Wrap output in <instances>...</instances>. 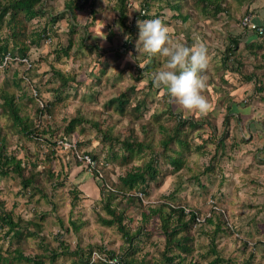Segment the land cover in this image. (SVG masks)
Here are the masks:
<instances>
[{"label":"rangeland","instance_id":"374dc122","mask_svg":"<svg viewBox=\"0 0 264 264\" xmlns=\"http://www.w3.org/2000/svg\"><path fill=\"white\" fill-rule=\"evenodd\" d=\"M67 1L43 0L47 14L31 22L23 20L25 40L30 45L28 51L29 61L25 62L24 59L12 58L11 55L7 56V63L4 66L8 69L3 70L0 68V93L7 91L10 94H15L16 97H21L18 102L25 106L24 111L21 113L22 116L27 112L29 118L36 122V109L44 106L45 102L53 97V92L50 89L58 85L52 82L54 70H61L77 78L75 84H73L75 87L66 91L69 97L65 102L66 106L56 117L57 123L47 121L42 123L44 128L50 125L51 130L55 127L61 129L65 125L63 121L65 117L70 119L75 117L77 113H82L90 120L99 121L103 131L108 133L110 131L114 137L121 134L120 140L128 137L132 128L137 133L139 141L143 140L145 136L137 124V113L128 110L125 114L120 115L114 108H105V106L111 98L135 86L139 92H151V97L146 96L150 109L144 114L147 120L154 114L156 105L166 107V99L161 97L159 92L155 96L151 90L145 87L147 83L145 80L146 72L143 70L138 72L139 67L141 69L144 67L151 68L154 65L159 69L162 67L163 61L158 57H156V62H154V59H145V53L137 52L135 45L138 38L132 40V42H135L134 47H130L129 50L123 48L127 41L125 36L129 37V34L118 24L119 20L114 12V0L93 1V6L88 5L84 12H77L75 20L81 27H85L86 24L89 25V33L94 36L90 39L91 43L99 42V48L113 51L107 54L101 51L91 52L89 47L91 43L87 41L84 46H80V43L75 42L76 45L72 48L70 56L61 53L57 55L56 50L66 47L69 38H74L76 41L77 36H81L79 32H76L74 36L70 35L68 13H65ZM227 1L232 10L231 18H226L225 12L214 18L193 11L194 15L191 22L184 23L177 17L174 10L165 6V0H149L148 12L147 10H143L144 12L141 10L145 0H128L130 11L136 13V15H134V12L130 15L129 24H134L138 29L137 21L143 20V18H136V16L139 11H142L141 15L146 11V14L151 17L148 19L153 17L163 19L171 29L173 38H180L186 46H192L190 42H187L188 38L193 41L198 38L202 39L207 43L211 56L208 72L216 74L214 66L221 64V53L226 49L227 37L232 34L240 35L243 33V29L237 26L238 20L241 21L245 14H254L255 12L264 15V8L258 10L260 7H264V0H260L253 13L247 10V6H249V3L254 4L255 0L251 2L246 0L238 12L236 10L237 3H234L233 0ZM160 7H164L163 10ZM93 11L95 12V20L92 18ZM60 14H64V18L52 23L51 17H58ZM225 22L228 23L226 26ZM3 28L2 32L5 35L11 33L8 26L5 25ZM111 28H113L115 34L112 39L113 48L107 46L108 42L105 40V36L109 34ZM41 30H45L46 33L43 35L40 45L31 44L30 41L34 33ZM19 39L23 40L22 37H19ZM15 48L14 43L10 44L12 52H16ZM77 48H80L82 53L76 55ZM132 53L136 54L135 58ZM237 55L245 58L244 68L247 73L255 71V62L261 65L264 64L263 59L258 60L250 56L243 45L240 46ZM140 61L141 63H138ZM232 63L231 61L229 65L231 66ZM261 72L263 73V71ZM138 77H142L143 80L136 81ZM211 82V78L208 79L207 87L203 93L211 105L206 114L187 112L174 103V116L170 114L165 115V118L160 116L159 119L153 122L151 129L155 132L154 141L158 143L157 141L162 136L159 134V125H164L168 132L175 122L180 119V116L182 119H191L204 124V129L196 134V138H193L196 145L205 144L209 139H213L214 144L204 146L205 151L202 153L205 155L184 153L183 167L176 173L170 165L162 162L164 157L160 158L156 165L160 167L161 173L151 182L148 195L143 196L144 203L146 205L149 203L160 205L163 202H170L169 204L174 206L188 205L187 207L197 209L202 217L208 215L212 209L222 210L225 215L224 228L232 231L220 233L216 237L223 258L226 260L230 258L236 264H239L250 259V252H252L255 254L253 264H264V208L249 205L254 199L246 191L239 190L237 192L238 189L235 192L231 191L235 184L238 185V188L243 189L248 187V184L253 185V182L256 186L263 187V173H254L252 176L250 172L247 174L246 171H237L240 170L239 167L234 166L231 168V165L238 163L235 162V159L231 160L235 157V152L228 149L226 154L219 155L220 159L215 161L217 163L220 160L221 166L224 167L223 182L220 184L218 180L220 176L212 175L208 177L207 175L206 177L203 174L205 167L211 163L212 153L215 152L217 141L226 138L225 136H230V134L236 136L237 139L242 136L248 137V122L264 121V94H251L248 98L247 95L242 97L238 95L235 97L240 100L237 103L233 98L237 107L235 108L233 107L234 104L232 105L231 111L235 113L232 115V119H229V122L226 120L228 126L225 128L224 121L228 113L227 106L232 103H225L227 105L225 106L222 102L231 90L229 86L223 85L218 77L215 82L217 89H219L218 92L212 88ZM233 83H237V80H234ZM38 87H41L40 95L42 94V98L32 101L31 98H35L36 94L39 95ZM25 94L27 95L25 96ZM244 103L246 104L244 105ZM132 104L134 105L135 102ZM159 108L162 109V107ZM167 113L169 112L167 111ZM209 123L216 124V132H213ZM9 124L10 121H8L7 116L1 114L0 130L5 129L7 132L6 150L10 153L14 152L26 165L30 163L37 164L36 172L41 173L38 175L44 188V195H47V198L30 188L24 189L21 179L15 174L0 176V200L4 202L5 210L12 214L14 222L19 224L16 231L11 232L9 235L6 234L8 228L0 224V254L6 258H11L12 255H16L15 253L18 250H21L24 256H43L46 264L51 263L50 257L53 252L62 255L56 259L55 264H72L78 259V256L74 254L77 249L82 250L83 258H88L92 253H94L93 257L100 254L101 257L105 258L104 254L98 252L101 248L106 251H114L121 256V251L123 253L130 246L125 243L116 227H106L99 223V216H109L104 210L102 192L97 186L100 182L94 180L90 168L91 166L99 168L109 186L117 187L120 184V177L128 168L145 165L148 161L147 158H136L133 163L118 166L117 159L106 155L108 150L106 139H104L105 141L100 140L101 136L94 129H89L85 133L77 131L71 135H62L56 132L52 138L47 134L41 141L35 142V140L12 132L8 128ZM46 139L55 143V146L48 145ZM62 140L70 142H66L67 144L62 146L59 144ZM113 142L115 143V151L118 152L122 145L119 142ZM71 143H76V151L74 148H69ZM245 146L246 143L241 144L240 148L242 149ZM85 153L91 158L97 157L98 162L92 161V165L87 167L89 164L78 158V155L82 156ZM231 170H234V173L229 175L228 172ZM243 173V180L240 184H243L244 179L246 183L239 186L237 181L240 180L239 176H242ZM196 178H199L198 181ZM60 183H63L64 186H59ZM109 186L107 189L110 188ZM224 187L229 191L224 192L223 195L226 198L223 199L220 191ZM121 198L122 196H119L114 199L112 204H115ZM133 211L128 212L132 222L126 223L132 231L141 229V235L134 242L137 250L144 254L153 252L156 259L160 258L165 244V237L160 230L161 223L155 219L143 225L140 212L138 213L137 209ZM255 211L258 213L259 220H252L247 223L249 216L255 219ZM198 228L194 226L192 230L196 237L195 245L197 247L193 255L196 257L198 264H208L207 262L211 261L212 256L207 259H203L202 256H205L209 249L210 237L196 233L195 231ZM202 229L211 233L214 230V225L209 226L207 224ZM244 241L248 242L249 246L247 248H244ZM261 242L263 244H260ZM157 246L160 250H157L159 249ZM11 262L12 264H27L25 260L22 262L12 260Z\"/></svg>","mask_w":264,"mask_h":264},{"label":"trees","instance_id":"16d2710c","mask_svg":"<svg viewBox=\"0 0 264 264\" xmlns=\"http://www.w3.org/2000/svg\"><path fill=\"white\" fill-rule=\"evenodd\" d=\"M95 0H68L66 3V12L68 13V27L70 35L74 36L76 32L80 33V37L77 36V40L74 38H69L68 45L66 47H61L57 49L56 53L63 54L65 56H70L72 48L76 45L75 42L80 43V46H84L85 42H90V39L94 37L89 33L88 24L85 27H81L75 20L77 18V12H84L88 5L93 6ZM234 3H237V12L245 4L246 0H233ZM252 0H250L251 2ZM254 1V0H253ZM114 12L117 14L119 25L121 28L129 34V39L124 44L123 48L129 50L130 47H134L135 42H132L135 38H138L139 29H136L135 25L130 23V15L134 11H130V5L128 0H114ZM260 0H255L254 4L247 6V10L250 13L255 12V7L259 4ZM165 6L174 10L177 13V17L185 22H188L193 19L194 15L192 12L196 11L198 14L210 15L216 18L220 13L225 12L226 18L232 17L231 6H228L227 0H165ZM225 6V7H224ZM141 10H147L149 7V0H145L142 5ZM164 7H160L163 10ZM264 7H260L258 10H263ZM142 11H139L136 18L148 19L151 18L146 14V11L143 15ZM144 12V11H143ZM248 13V12H247ZM47 14L44 9L43 0H0V68L3 70L8 69L6 66L7 56L11 55L13 57H18L20 60L28 59L30 50V45L26 43L25 36V22H31L34 19L44 17ZM134 15L136 13L134 12ZM253 15V21L259 26L264 27V15L255 12ZM64 14H60L58 17H51L52 23L64 18ZM162 16V15H159ZM92 18L95 20V12H92ZM155 18V17H153ZM152 18V19H153ZM222 19V18H221ZM24 20V21H23ZM134 23V22H133ZM228 23L225 22V26ZM237 26H240V19L237 22ZM8 26L11 30V33L5 35L3 31L4 26ZM13 26V27H12ZM17 26V27H15ZM224 26V27H225ZM45 31V30H44ZM44 31H36L32 36L30 41L31 44L40 45L43 35L46 33ZM89 34V35H88ZM19 37H22L23 40H20ZM113 37H115L114 30L111 28L109 34L105 36L109 47L113 48L112 42ZM226 49L221 53V64H216L214 70L216 74L207 73L208 79L211 78L212 88L217 89L215 82L217 77L220 82L229 86L230 93L224 101L222 102L225 106V103H232L227 106L228 113L224 121L225 128L226 120L229 122V119H232V105L237 107V101L239 98L236 96H244L254 94H264V64H258L255 62V71L247 73L245 67V58H242L237 55L241 45L247 50L250 56H253L254 59H263L264 60V36L260 35L255 30L243 29V33L240 35H230L227 37ZM187 42L193 44L191 38L187 39ZM15 44V51L12 52L10 49V44ZM27 45H25V44ZM91 43V42H90ZM99 42L91 43L90 51L109 53L113 50H107L105 48H99ZM82 53L80 48L76 49L75 54L78 55ZM135 58V53H132ZM145 59L152 60L156 62V57H149L145 55ZM233 62L230 66L229 63ZM23 62V61H21ZM24 63V62H23ZM22 63V64H23ZM138 63H141L138 62ZM31 64V63H30ZM155 64V63H154ZM34 69V68H33ZM141 70L145 71L146 85L149 90H151L155 96L158 94L166 99L167 105H156L152 119L148 120L144 117L145 112L149 111V104L146 100V96L151 97V92H139L135 86L130 87L126 91L119 93L117 96L111 98L107 103L105 108H114L117 112L125 114L128 110L130 112L137 113V124L140 126L141 131L144 133L145 138L139 141V137L135 130L130 129L131 134L126 137L124 140H120L121 134L118 137H114L110 131L105 132L102 129L101 123L99 121H93L87 118L86 115L82 113H77L75 117L68 119L65 117L63 119L65 125L61 129L55 127L51 130L50 125L44 128L42 123L51 121L57 123V115L60 114L62 109L66 106L65 102L68 99L69 95L66 94V91L74 88L77 78L70 74H66L61 70H54V78L52 82L58 84L57 87L51 88L53 92V97L45 102V105L36 109V118L38 121L34 122L33 119H30L28 113L26 112L22 116V112L25 109V106L18 102L21 97H16L15 94H10L7 91H2L0 93V115L7 116L10 124L8 128L16 133L21 134L22 136L35 140L39 142L44 136L49 134L50 137L58 132L62 135H71L77 131L80 133H85L89 129H94L98 135L101 136L100 140L106 139L108 144V150L106 155L111 158L117 159L118 166H123L127 163H133L134 159L138 158H147L145 165H137L128 168L123 176L120 177V184L117 187H110L106 178L102 175L99 168L92 167L90 172L94 176L95 181H99L98 187L101 190L102 204L104 205V210L109 217L99 216L98 221L103 226L106 227H116L118 232L122 235V238L125 240V243H128V247L124 252L121 251V256L116 254L114 251H106L101 248L98 252L105 255V261L95 260L93 254L88 258H83L82 250L77 249L75 251V256H78V259L72 264H108L115 258H119L120 264H198L196 257L193 255L197 249L195 245V235L192 233V230L196 224V219L200 216V212L197 209H192L187 207L188 205H178L174 206L169 204L170 202H163L160 205H152L149 203L146 205L144 203V197L148 195L149 189L151 187V182L155 180L160 172V167L158 164L160 158H163V163L170 165L174 172H179L182 169L184 164V153L187 154H197L205 155L202 152L205 151V145H213L215 141L209 139L205 144L196 145L194 142V137L196 134L204 129V124H200L191 119H182L180 116L178 121L175 122L174 126L170 131L167 132V128L164 125H159V134L161 138L156 143L154 141L155 132L152 131L151 127L153 122L160 118V116L165 118V115L170 114L174 116V102H172L163 90L156 89L152 83L151 76L158 70L154 65L153 67H144L141 69L139 67L138 72ZM243 70V71H242ZM263 71V73L261 72ZM238 73V74H237ZM237 74V75H236ZM142 77H138L136 81L143 80ZM234 80H237V83H233ZM216 87V88H215ZM39 95L36 94L35 98H31L32 101H35L39 98H42L41 87H38ZM150 92V93H149ZM235 93V94H234ZM209 95L211 93H208ZM234 94V95H233ZM27 94H25L26 96ZM40 96V97H39ZM234 96V97H233ZM233 98L236 103H234ZM135 102L133 105L132 103ZM152 103V102H151ZM246 103H244L245 105ZM159 107H162L159 108ZM168 108V109H166ZM234 108V109H235ZM169 113H167V111ZM81 112V111H78ZM231 112V113H230ZM231 115V118H230ZM176 118V117H174ZM213 132L217 131V126L214 123H209ZM42 127V128H41ZM3 129V128H1ZM110 130V129H109ZM84 131V132H83ZM230 132V131H229ZM7 132L5 129L0 130V176H9L10 174H15L21 179V184L24 189L30 188L31 190L37 191L42 194L44 198H47V195H44V188L42 186L39 175L41 173L36 172L37 164L30 163L27 164L18 158V156L13 152L10 153L6 150L7 147ZM57 134V135H58ZM215 135V134H214ZM151 136V137H150ZM232 136V137H231ZM226 138H221L216 142L215 152L212 153L211 163L205 167L203 174L212 176H220L218 179L220 183L223 182V168L221 166L219 155L222 156L226 154V150L231 149L233 152H238L241 148V144L247 143V140L244 137L235 138L236 136L231 135L225 136ZM50 139V138H49ZM113 141L119 142L121 148L118 149V152L115 150V143ZM194 142V144H193ZM46 143L52 147L55 146V143H52L50 140L46 139ZM78 144V143H77ZM39 145H41L39 143ZM195 145V146H194ZM80 146V144H78ZM229 147V148H228ZM211 151L210 149H208ZM212 152V151H211ZM121 153V154H119ZM220 153V154H219ZM84 155H87L86 153ZM89 156V155H88ZM90 157V156H89ZM91 158V157H90ZM92 161L97 163V157L91 158ZM232 159V158H231ZM222 160V158H221ZM97 161V162H96ZM215 167V169H214ZM199 178H196L198 181ZM97 184V183H96ZM205 185V184H203ZM216 185V184H215ZM63 187V183H60ZM110 187L107 189V187ZM206 186V185H205ZM140 194L142 196H140ZM122 196V198L117 201L115 204L113 200ZM187 208L191 209V214L187 215L185 210ZM137 209L138 213L140 212L142 224L146 225L151 220H157L161 223V232L165 237L164 249L161 251L160 258L156 259L152 253H142L137 250L134 242L137 240V237L141 235V229L138 231H132L126 222H132V218L129 217L128 212H134L133 210ZM211 216L206 219L204 226L196 229V233L202 235H207L210 237L209 249L207 250L205 256H202L203 259H207L209 256H212L211 261L207 262L208 264H236L232 259H225L219 251L216 237L223 232H232L229 229L224 228V212L222 210L212 209ZM0 224L6 226L8 231L6 234L15 232L19 227L18 223H15L12 217V214L5 210L4 202L0 200ZM74 224V223H73ZM214 225V230L209 233L202 228H205L206 225ZM75 225V224H74ZM39 227V225H37ZM197 227V226H196ZM30 236V235H29ZM244 248L248 247V242H243ZM260 244H263L262 242ZM159 248V246H157ZM157 250H160L157 249ZM15 256L4 257L0 254V264H12V260L22 262L25 260L27 264H46L44 257H28L24 256L21 250H18ZM62 256L58 252H53L50 257V264H55V261L58 257ZM250 259L244 260L239 264H253L255 259V254L250 252ZM122 259V260H121ZM18 263V262H17ZM19 264V263H18Z\"/></svg>","mask_w":264,"mask_h":264},{"label":"clouds","instance_id":"9594fccd","mask_svg":"<svg viewBox=\"0 0 264 264\" xmlns=\"http://www.w3.org/2000/svg\"><path fill=\"white\" fill-rule=\"evenodd\" d=\"M137 26L136 51L163 61L162 67L151 76L154 87L165 91L181 109L206 114L211 107L203 94L211 62L207 43L198 38L191 47L186 46L180 38H173L171 29L161 18L141 19Z\"/></svg>","mask_w":264,"mask_h":264},{"label":"crops","instance_id":"0c3cea01","mask_svg":"<svg viewBox=\"0 0 264 264\" xmlns=\"http://www.w3.org/2000/svg\"><path fill=\"white\" fill-rule=\"evenodd\" d=\"M248 124H249L248 125L249 128L247 129L248 137L242 136L247 140L246 146L242 147V149H240L238 152L234 154L235 157H233V159L231 160L235 159V162L238 164L234 163L233 165H231V168H233L234 166L239 167L240 170L237 171H241V172L246 171L247 174L250 172L251 173L250 175L252 176L254 175V173H260V172H262L264 175V121H249ZM233 173L234 170L228 172L229 175ZM243 176L244 173L242 176H239L240 180L237 181L239 186H243L246 183L244 179V182H242L243 184L242 185L240 184V182L243 180ZM252 184L253 185L248 184V187H245L244 189L241 187L238 188V185L235 184V186L231 188V191L235 192L237 189H238L237 192L239 190L246 191V193H249L252 199H254L252 203H249V205H254L256 207L264 208V185L263 187H260V186H256L254 182ZM225 191H229V190H226V188L224 187V189L221 190L220 192L223 195ZM224 198H226L225 195H223V199ZM257 214H258L257 211H255V215H254L255 219H252V217L249 216V218L247 219V223L252 220H259V216ZM263 218H264V214H263Z\"/></svg>","mask_w":264,"mask_h":264},{"label":"built area","instance_id":"2783aa9c","mask_svg":"<svg viewBox=\"0 0 264 264\" xmlns=\"http://www.w3.org/2000/svg\"><path fill=\"white\" fill-rule=\"evenodd\" d=\"M240 27H241V29L255 30V31H257L260 35L264 36V27H259V26L253 21V16H252L251 14H247V15H245V16L242 17V19H241V21H240ZM25 62H28V60L25 59ZM66 142H70V141L62 140V141L59 142V144H61L62 146H64V144H67ZM65 148H66V147H65ZM69 148H74L75 151H76V148H77L76 143H71ZM66 149H67V148H66ZM75 154H76V153H75ZM78 158L81 159V160H83V161H86V162L89 164L87 167L91 166L92 163H93V162H92V159H91L88 155H82V156L78 155ZM140 196H142V195L140 194ZM185 213H186L187 215H190V214H191V209H190V208H187V209L185 210ZM210 216H211V213H209V214L206 215L205 217H202L201 215L198 216L197 219H196L195 227H196V226H197V227H198V226H199V227L204 226V224L206 223V219L209 218ZM105 258H106V257H105ZM105 258L101 257L100 254H96V255L94 256V259H95V260H103V261L106 262ZM119 261H120V260H119V258L117 257V258L113 259L112 261H110V263H108V264H120Z\"/></svg>","mask_w":264,"mask_h":264}]
</instances>
